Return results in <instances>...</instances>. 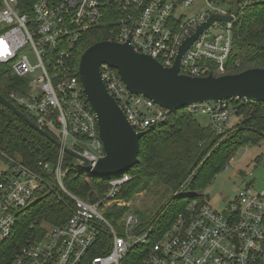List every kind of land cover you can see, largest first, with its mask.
I'll return each mask as SVG.
<instances>
[{
    "label": "built area",
    "instance_id": "2783aa9c",
    "mask_svg": "<svg viewBox=\"0 0 264 264\" xmlns=\"http://www.w3.org/2000/svg\"><path fill=\"white\" fill-rule=\"evenodd\" d=\"M234 2L0 0V74L25 82V91H13L9 98L39 129L52 135L62 148L94 164L104 156L103 145L96 116L70 62L82 36L104 27L105 41L129 40L135 52L171 68L183 41L211 15L230 16ZM235 19L214 22L202 33L183 56L180 74L226 75ZM100 74L108 94L136 132L168 121L171 112L131 94L114 69L102 65ZM234 104L235 100L208 102L184 109L206 117L210 129L222 135L236 115ZM65 155L58 149L55 163H39V173L18 157L0 151V247L13 236L35 195L48 188L44 176L73 203L70 218L60 225L42 224L43 232L22 247L12 264H130V258L131 264H264V181L261 191L245 187L224 213L204 201H190L152 241L155 232L152 228L138 231L140 221L135 214L121 219L120 232L102 214L113 208L122 186L132 180L130 175L109 178L107 191L98 201H85L63 185ZM103 233L108 236L106 251L96 255L93 251Z\"/></svg>",
    "mask_w": 264,
    "mask_h": 264
},
{
    "label": "trees",
    "instance_id": "16d2710c",
    "mask_svg": "<svg viewBox=\"0 0 264 264\" xmlns=\"http://www.w3.org/2000/svg\"><path fill=\"white\" fill-rule=\"evenodd\" d=\"M103 28L84 34L76 43L70 61L75 74L78 55L93 44L107 39V30ZM232 32V51L227 64V74L254 68L264 69V0H240L239 15L234 20ZM25 88L24 81L0 74V95L34 122L22 107L9 98L11 92L21 89L24 92ZM234 106L235 114L242 118L240 124L229 128L222 135L215 134L208 125H200L196 116L187 113L185 109L170 113L166 123L144 131L145 134L139 141V162L127 172L132 180L122 186L117 198L129 200L140 192L141 177L133 172L135 170L139 171L138 174H143L149 182L171 190L174 193L171 200L183 198L184 191L189 190L197 173L214 155L219 154L220 162L221 160L229 162L236 150L264 142V103L235 100ZM0 151L18 157L25 166L40 173L39 163L54 164L58 148L0 104ZM71 158L68 155L64 156V169L67 172L62 182L65 189L82 200L98 201L107 191L108 178H95L77 165L73 167ZM44 177L49 183L48 188L42 189L40 198L33 203L34 215L30 218L21 217L13 236L0 247V264H12L14 256L22 247L40 236L43 232L42 224L60 225L70 218L72 200L60 191L48 176ZM189 178L192 179L185 189L182 185ZM167 206L166 204L150 223L145 225L140 223L138 231L152 228V232L155 233L151 240H156L170 227L186 205L169 220H166ZM116 212L119 219L125 213V209ZM106 243L108 236L103 233L93 253L104 254ZM131 260L132 258L127 262L133 263Z\"/></svg>",
    "mask_w": 264,
    "mask_h": 264
},
{
    "label": "water",
    "instance_id": "95a60500",
    "mask_svg": "<svg viewBox=\"0 0 264 264\" xmlns=\"http://www.w3.org/2000/svg\"><path fill=\"white\" fill-rule=\"evenodd\" d=\"M240 0H235L230 16L211 15L179 47L173 67L164 68L148 55L134 51L129 40L124 43L102 41L87 48L81 55L77 75L86 100L96 116L104 156L89 162L39 129L25 114L0 95V104L32 130L58 149L77 160V166L95 178L123 175L138 164L140 139L127 121L117 102L108 94L102 81L100 67L114 69L124 86L133 95H140L157 106L176 112L191 105L208 102L241 100L264 103V69H248L235 74L191 77L180 74L181 60L192 43L214 22L230 23L239 15Z\"/></svg>",
    "mask_w": 264,
    "mask_h": 264
},
{
    "label": "rangeland",
    "instance_id": "374dc122",
    "mask_svg": "<svg viewBox=\"0 0 264 264\" xmlns=\"http://www.w3.org/2000/svg\"><path fill=\"white\" fill-rule=\"evenodd\" d=\"M184 14H187L185 11ZM82 54L78 55V63ZM197 121L202 126L208 125V120L204 116H196ZM242 118L235 115L229 119L228 128L237 127ZM230 162H220L219 154L214 155L209 163L201 169L192 183L189 190L184 191L183 198L171 200L173 192L161 185H155L149 182L143 174H138L141 177V190L134 194L129 200L118 198L113 205V209H104L102 214L104 218L115 228L117 232L122 230L118 227L121 219L128 214H135L140 223L145 225L150 223L154 217L165 209L167 219L176 216L180 208L187 205L191 200L201 199L206 202L214 211L224 213L229 203L233 202L234 198L238 196L242 190L251 185L257 191L263 189L264 181V142L256 146H245L236 150L232 155ZM71 165L75 167L77 161L74 158L70 160ZM226 166V167H225ZM219 169V170H218ZM192 178L187 179L182 186L188 188ZM181 189V188H180ZM192 197V199H188ZM40 198L37 193L33 198V203ZM187 198V199H186ZM28 208L22 212V217L30 218L35 213V207ZM125 209V213L118 219L117 210Z\"/></svg>",
    "mask_w": 264,
    "mask_h": 264
},
{
    "label": "bare ground",
    "instance_id": "6f19581e",
    "mask_svg": "<svg viewBox=\"0 0 264 264\" xmlns=\"http://www.w3.org/2000/svg\"><path fill=\"white\" fill-rule=\"evenodd\" d=\"M109 179V178H108Z\"/></svg>",
    "mask_w": 264,
    "mask_h": 264
}]
</instances>
